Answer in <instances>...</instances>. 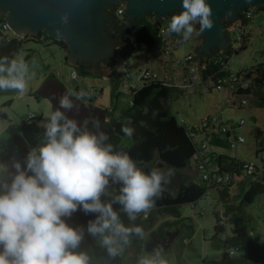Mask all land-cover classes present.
<instances>
[{
    "label": "clouds",
    "instance_id": "9594fccd",
    "mask_svg": "<svg viewBox=\"0 0 264 264\" xmlns=\"http://www.w3.org/2000/svg\"><path fill=\"white\" fill-rule=\"evenodd\" d=\"M211 15L207 0H181L166 32L188 41L212 27ZM32 75L22 53L0 55V91L24 95ZM88 95L83 89H65L58 95V107L50 106L46 114L41 142L27 152L23 163L0 158V264H91L80 247L85 231L98 238L110 257L118 256L131 236L144 238L142 226L125 224L113 203L129 221L140 213L146 216L162 183L168 182L166 174L159 167L145 170L127 151L114 150L106 133L89 130L87 119L78 123L61 110L73 108L72 98ZM93 125L99 128L95 120ZM130 125L129 121L121 128L125 136L133 134ZM167 175H172L171 169ZM110 179L119 186L111 202L101 199ZM78 207L95 214L86 227L66 221ZM135 264L167 261L163 249L156 247L139 255Z\"/></svg>",
    "mask_w": 264,
    "mask_h": 264
},
{
    "label": "trees",
    "instance_id": "16d2710c",
    "mask_svg": "<svg viewBox=\"0 0 264 264\" xmlns=\"http://www.w3.org/2000/svg\"><path fill=\"white\" fill-rule=\"evenodd\" d=\"M169 18L166 17L161 22L152 21L155 19V15L152 13L142 19L135 18L130 23L124 19L123 14H116V6L108 8L105 25L108 33L117 42L115 46L116 57L112 60L104 61L102 65L113 82L116 83L120 76L114 67L117 60L127 58L137 51L150 53L160 49L163 42L156 35L155 27L166 23ZM251 20L252 18L247 19L240 12H238V19L234 22L225 19L223 24L226 34L228 35L231 29L236 30L237 27L244 31V26ZM4 22V18L0 16V55L12 56L20 45V39L16 36H10L8 34L9 30L1 27ZM35 36L37 41L40 42L53 40L43 30L39 31ZM248 37L249 33L243 32V36L239 40V48L233 49L232 53H237L239 50L244 49L248 42ZM230 49V46L227 49H212L209 55L196 57L199 61L206 64V68L201 72L203 79L210 78L214 80L228 73L227 62L231 53ZM218 57H221V60H218ZM97 67L98 65L92 66L82 63L72 66L71 69L75 71V78H77L78 76L98 75L95 71ZM234 73L236 76L249 78L250 80L248 87L239 91L240 94L252 96L254 103L264 107V58L254 65ZM74 90H78V87L75 86ZM89 93L94 94L93 90H90ZM180 93L182 91L172 86L163 85L161 82L154 80L144 81L134 89L130 88L128 90L130 95L129 110L116 118L112 116L111 112L105 110L109 120L102 126V132L108 136V141L106 142L112 143L114 150L127 151L134 160L145 167V170L148 167H159L165 173L169 169L172 170V173H181L175 191L168 190L167 183H162L161 194L154 198V204L148 209L146 216L140 213L137 214L134 221H129L121 206L113 203L114 210L118 211L121 220L125 224H139L144 230L152 227L157 216H170L169 219L162 221L154 229L157 237L164 236L165 229L175 227H179L180 230L184 226L191 231V226L183 224V217L178 211V206L183 203H195L205 192L203 186L193 181L194 173L189 166L191 155L197 149L194 137L197 134H202V132L197 130L196 126L201 119L192 124H186L184 121L176 119L167 105L169 99ZM40 120L41 117L31 115L16 126L8 125L4 135L0 138V158L5 162H10L11 159L15 158L23 163L27 152L41 142L43 125L39 123ZM129 121L134 131L132 136H130L131 143L124 145L120 141V137L124 136L121 128ZM260 134V131H256L254 135L255 157L262 153L264 154V140L260 137ZM209 143L225 149V135L219 138L217 135L212 134ZM213 154L215 153L213 152ZM214 164L228 166L235 176H241L242 174V162L229 158L223 151L214 158ZM186 170L189 173L185 172ZM244 184L245 189L240 191V196L237 195V197L239 196L237 201L235 199L236 194H232L233 183L216 190L214 197L222 206L221 215L225 217L226 222L231 224L234 229L232 234L224 238V244L230 245L238 251L243 250L248 256L256 258L255 247L248 237L247 231L244 230L249 217L244 213L241 205L242 203L252 202L256 195L264 193V175L260 178L247 180ZM118 187V184H113L110 179L107 186V195H102L101 199L111 202L112 196L118 192ZM94 216V213H85L78 207L70 217L66 218V221L73 226L86 227L87 222L90 219H94ZM213 216L215 219L214 232L224 231L223 226L219 223L218 212L213 211ZM133 242L138 244L142 242V239L135 235L131 236L129 243L123 246V251L116 257H110L99 244L98 238L90 236L85 231L80 247L88 252L91 264H123V254L129 246H133ZM215 264H218V262H215Z\"/></svg>",
    "mask_w": 264,
    "mask_h": 264
},
{
    "label": "rangeland",
    "instance_id": "374dc122",
    "mask_svg": "<svg viewBox=\"0 0 264 264\" xmlns=\"http://www.w3.org/2000/svg\"><path fill=\"white\" fill-rule=\"evenodd\" d=\"M264 11L260 10L252 20L247 24L249 33L248 42L244 49L237 53H232L237 49L240 43L234 40L236 31L231 29L230 37V55L227 62V68L230 72H237L248 68L259 61L263 52L262 43L264 41V23L262 15ZM198 28V24H194ZM10 36H15L10 30ZM17 37V36H16ZM19 38V37H18ZM20 39V45L16 53H22L29 65L30 71L34 73L27 81L28 91L24 95L18 94L14 90L0 91V138L4 135L6 127L10 124L18 125L22 120L29 116L41 117L40 124L43 125L48 111L51 110V103L48 99L37 94L40 85L49 77L59 81L66 89L78 87L89 93L93 90L94 94L89 95L80 101L90 103L95 107L111 112L114 118L119 117L130 108V95L124 88L125 78H119L116 83L108 76L103 65L95 68L98 73L96 76H78L70 77L72 66L65 62L66 46L59 41H37L35 35H25ZM200 42L194 34L190 40L179 44L173 50V58L159 53H143L137 58L135 53L129 56L130 73L136 72L137 65L142 60H150V68L162 75L165 72L171 73L174 70V77L182 73L176 60L182 58L186 52H191ZM15 53V54H16ZM161 59L159 64L156 60ZM128 82L131 81L127 80ZM77 90V91H78ZM252 96H249L247 105L238 108L231 105L226 90H217L214 87L204 91L201 85L197 86L194 93H180L167 101L172 114L178 120L186 124H192L204 117L220 116V119L232 127L236 124L235 131L244 136L245 141L236 147L238 158L254 162L255 155V133L260 131V137L264 140V107L254 103ZM228 99V101H227ZM243 123L240 124V120ZM201 134H197L200 139ZM120 141L124 145L131 143L130 136H121ZM227 153L226 149H222ZM264 171V166L262 167ZM189 173V171H185ZM166 174L167 189L175 191L177 182L181 173ZM242 180L234 182L233 193L238 200L240 191L245 189ZM215 190L207 192L208 197H200L195 203H183L178 206V211L183 217V224L191 226V231L182 226L175 236L174 240L167 247L163 248V256L167 264H264V193L258 194L250 203H242L241 207L249 220L244 226L253 246L255 247L256 258L248 256L243 250H235L234 247L224 244V238L234 232L233 226L226 222L225 217L221 215L222 206L214 197ZM237 195H239L237 197ZM213 211L218 212L219 223L224 231L214 232L213 225L215 219ZM170 216L159 215L154 224L148 230H144L145 236L142 242L129 246L123 254V264H135L137 257L146 252L152 251L146 249L149 234L161 224L162 221L169 219ZM230 250L232 254H230Z\"/></svg>",
    "mask_w": 264,
    "mask_h": 264
},
{
    "label": "water",
    "instance_id": "95a60500",
    "mask_svg": "<svg viewBox=\"0 0 264 264\" xmlns=\"http://www.w3.org/2000/svg\"><path fill=\"white\" fill-rule=\"evenodd\" d=\"M212 10V27L200 32V42L195 47L196 57L209 55L212 49H227L230 37L225 32L223 21L234 22L238 12L247 5L264 7V0H207ZM123 5V17L132 23L135 18H144L154 14L155 19L170 17L181 8V0H0V16L4 18L7 28L17 37L44 33L66 46L65 62L71 66L87 63L101 67L104 61L116 57V40L105 25L109 7ZM264 11V10H263ZM66 88L53 77L47 78L38 88L37 94L48 99L52 108L58 107V95ZM54 94L57 98H53ZM73 99V108L63 110L69 118L91 119L99 116L102 120L103 109L90 103ZM90 130V129H89ZM91 131H102L101 127ZM249 177L241 181L243 185ZM179 232L165 229L164 237L158 239L155 231L149 234L146 249L158 245L167 247Z\"/></svg>",
    "mask_w": 264,
    "mask_h": 264
},
{
    "label": "built area",
    "instance_id": "2783aa9c",
    "mask_svg": "<svg viewBox=\"0 0 264 264\" xmlns=\"http://www.w3.org/2000/svg\"><path fill=\"white\" fill-rule=\"evenodd\" d=\"M124 6H116V14H123ZM259 13V8L254 6H245L241 9L240 14L247 19L253 18ZM156 21V19L152 20ZM262 22L264 23V13L262 15ZM167 23L156 25V35L159 36L163 42L160 49L156 52H150L152 54L159 53L164 56H170L173 58V50L186 41L174 33H167ZM3 29H8L7 25L1 24ZM9 30V29H8ZM244 30V28H243ZM236 34L234 40L239 42L243 36V32L239 27L236 28ZM142 45V43H141ZM264 55V41L262 43V49ZM137 58L140 57L143 52L137 51ZM221 60V57L217 58ZM159 64L161 59L156 60ZM176 63L180 66L182 73L176 78L174 77V70L171 73L165 72L162 75L158 74L155 70L150 68V60H142L139 62L134 74L130 73L129 57L119 59L115 62V70L120 74L119 78H125L123 83L124 88L128 91L130 88L134 89L137 85L147 80H154L161 82L163 85L172 86L184 93H194L197 86L201 85L204 91H208L211 88L217 90H226L228 97H232L230 100L231 105L243 108L247 105L250 95L240 94L239 91L246 89L250 83L249 78H243L236 76L234 72L228 71V73L217 79L202 78L201 72L206 68L205 62H201L196 58L195 48L191 52L183 54L182 58L176 60ZM75 71L71 69L70 77L75 78ZM131 79L130 82L127 80ZM228 101V99H227ZM243 120H240V124ZM197 130L202 132L200 139L194 137V141L197 145L196 151L191 155L189 166L194 173L193 181L204 187L205 192L202 196L208 197L207 192L209 190L222 189L225 185L238 182L246 177L250 179L260 178L264 175L262 167L264 166V154L255 157L254 162H249L238 158L236 154V147L238 144L243 143L245 138L243 135L238 134L235 131L236 124L229 127L228 124L220 119V116H208L204 117L197 123ZM212 134L217 135L219 138L225 135L227 153L229 158L242 162V174L241 176H235L228 166L223 164H214V158L221 153L222 148L220 146H213L209 143ZM221 150V151H220ZM213 152L215 154H213ZM247 181V180H246ZM232 254V251L229 252Z\"/></svg>",
    "mask_w": 264,
    "mask_h": 264
},
{
    "label": "flooded vegetation",
    "instance_id": "af4514ba",
    "mask_svg": "<svg viewBox=\"0 0 264 264\" xmlns=\"http://www.w3.org/2000/svg\"><path fill=\"white\" fill-rule=\"evenodd\" d=\"M260 10H264V7L259 8V11H260ZM98 66H99V65H98ZM103 113H104V114H103V116H102V120H101V122H99V119H101L99 116H96V117L92 118V119H91L92 123L88 121L89 123H88L87 127H88L90 130H94V129H96V127H94V125H93V120H95V121H97V122L99 123V126L101 127V129H102V126H103L106 122H108L109 117H108L106 111L103 110ZM83 120H84V119H81L80 122H82ZM173 230H174V228L169 229V231H173ZM163 237H164V236L157 237V238H158V239H161V238H163ZM148 240H149V239H148ZM154 247L156 248V247H158V245H155Z\"/></svg>",
    "mask_w": 264,
    "mask_h": 264
},
{
    "label": "crops",
    "instance_id": "0c3cea01",
    "mask_svg": "<svg viewBox=\"0 0 264 264\" xmlns=\"http://www.w3.org/2000/svg\"><path fill=\"white\" fill-rule=\"evenodd\" d=\"M246 27H247V24L244 26V31H245L246 33H248ZM263 58H264V55L262 54L261 57H260V59H259V61L263 60ZM220 151H221V150H220ZM224 153H225V152H224Z\"/></svg>",
    "mask_w": 264,
    "mask_h": 264
}]
</instances>
